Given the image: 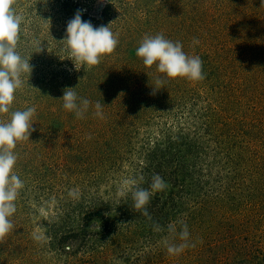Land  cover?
Wrapping results in <instances>:
<instances>
[{
    "label": "rangeland",
    "instance_id": "rangeland-1",
    "mask_svg": "<svg viewBox=\"0 0 264 264\" xmlns=\"http://www.w3.org/2000/svg\"><path fill=\"white\" fill-rule=\"evenodd\" d=\"M133 3L15 0L16 51L33 70L0 122L35 113L14 149L23 187L0 264H264V5ZM77 10L119 41L80 70L63 41ZM146 34L179 41L204 78L158 85L136 55ZM66 88L92 102L84 118L63 108ZM138 189L150 192L140 209Z\"/></svg>",
    "mask_w": 264,
    "mask_h": 264
},
{
    "label": "clouds",
    "instance_id": "clouds-1",
    "mask_svg": "<svg viewBox=\"0 0 264 264\" xmlns=\"http://www.w3.org/2000/svg\"><path fill=\"white\" fill-rule=\"evenodd\" d=\"M134 6L133 0H127ZM15 0H0V114H7L14 101L15 91L22 86L21 74H31L32 66L29 60L23 59L16 51L21 25V17L13 9ZM100 4L111 3V0H98ZM264 5V0H261ZM67 49L76 70L79 66H95L105 55L111 54L118 45V39L108 26L94 27L90 21L82 20V10H77L74 17L68 21L65 38ZM193 43H198L194 40ZM182 44L165 38L163 34L145 35L136 49V55L146 68L153 65L159 73L158 85L165 79L178 77L192 80L203 79L202 60L198 56H189L183 50ZM42 51V48H40ZM39 51V52H40ZM146 74V73H145ZM147 75V74H146ZM75 88H66L63 96V108L75 114L78 119L84 118L91 101L78 97ZM170 96V94H169ZM103 105L95 103V115L102 118ZM35 113L32 107L26 110H16L11 113L8 122H0V238L11 229L9 217L15 212L18 190L23 187L21 179L13 174L17 156L14 153L17 142L29 139L32 125L31 118ZM163 180L159 176L153 178V188L163 187ZM135 207L145 206L150 199V192L138 189L133 193ZM146 214V213H145ZM187 237V231L181 233ZM186 245L169 246V253L181 251Z\"/></svg>",
    "mask_w": 264,
    "mask_h": 264
}]
</instances>
